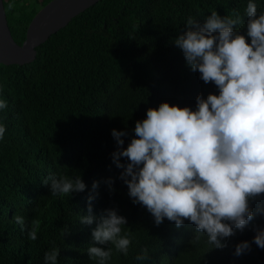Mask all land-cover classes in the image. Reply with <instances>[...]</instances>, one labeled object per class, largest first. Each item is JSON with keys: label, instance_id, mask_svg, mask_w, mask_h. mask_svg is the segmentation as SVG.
<instances>
[{"label": "trees", "instance_id": "1", "mask_svg": "<svg viewBox=\"0 0 264 264\" xmlns=\"http://www.w3.org/2000/svg\"><path fill=\"white\" fill-rule=\"evenodd\" d=\"M49 1L3 0L17 43ZM36 52L0 63V264H264V0H99Z\"/></svg>", "mask_w": 264, "mask_h": 264}, {"label": "water", "instance_id": "2", "mask_svg": "<svg viewBox=\"0 0 264 264\" xmlns=\"http://www.w3.org/2000/svg\"><path fill=\"white\" fill-rule=\"evenodd\" d=\"M99 0H50L28 23L25 38L17 43L9 29L3 0H0V63L23 65L36 57V47L50 35Z\"/></svg>", "mask_w": 264, "mask_h": 264}, {"label": "clouds", "instance_id": "3", "mask_svg": "<svg viewBox=\"0 0 264 264\" xmlns=\"http://www.w3.org/2000/svg\"><path fill=\"white\" fill-rule=\"evenodd\" d=\"M235 237L239 245H249L250 248H254L256 246L257 239L254 236V232L250 233L244 231L243 226H237Z\"/></svg>", "mask_w": 264, "mask_h": 264}]
</instances>
